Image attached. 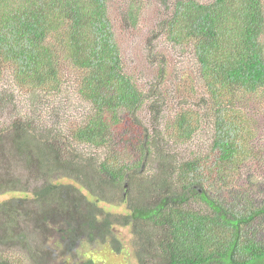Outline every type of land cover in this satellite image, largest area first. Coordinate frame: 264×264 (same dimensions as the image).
Returning <instances> with one entry per match:
<instances>
[{
	"label": "trees",
	"instance_id": "trees-1",
	"mask_svg": "<svg viewBox=\"0 0 264 264\" xmlns=\"http://www.w3.org/2000/svg\"><path fill=\"white\" fill-rule=\"evenodd\" d=\"M107 2L0 0V81L9 68L14 83L0 87V195L23 194L0 200V249L27 254L17 263L0 252V264H95L78 256L82 245L88 254L109 249V264H126L117 227L129 230L137 264H264L263 228L256 229L264 224V200L258 205L228 181L255 156L248 114L235 103L264 93V1L174 0L163 33L192 45L208 116L186 110L172 126L176 139L189 140L203 120L211 124L208 155L173 158L170 142L158 144L159 133L145 128L138 157L124 162L113 142L119 116L140 125L138 112L149 101L159 123L167 100L157 84L143 92L125 72ZM67 68L79 71L75 91L90 106L70 138L61 128L65 103L49 99L62 93ZM156 159L159 166L146 173Z\"/></svg>",
	"mask_w": 264,
	"mask_h": 264
},
{
	"label": "rangeland",
	"instance_id": "rangeland-1",
	"mask_svg": "<svg viewBox=\"0 0 264 264\" xmlns=\"http://www.w3.org/2000/svg\"><path fill=\"white\" fill-rule=\"evenodd\" d=\"M197 1L207 3L214 0ZM173 2L174 0H108L107 2L108 17L112 23L114 39L119 47L125 72L131 75L137 87L143 92L151 94V87L157 84L158 92L164 95L167 100L165 113L159 123L153 121L150 115L149 101L138 112L140 125L134 123L127 114L119 116V126L113 130V142L122 159L127 156L128 158L132 157V160H136L138 157L136 154L145 139V128L148 129L149 133H152L153 130L159 133L157 135V139L160 140L158 144L170 142L169 145L172 151L177 154L173 158L197 161L198 159L204 160L208 155L212 142L211 124L203 120L196 133L189 140L176 139V132L172 126L177 117L186 110L203 114L205 118L208 116V108L205 107L208 95L202 80L199 79L198 66L192 45L184 42L178 46L170 42L163 33V21L170 16ZM132 17L134 18L133 22L131 21ZM160 71H162V77ZM64 72L66 86L63 88L62 93L51 95L49 99L50 102L57 103L59 106L63 102L65 103L62 111L61 128L62 132L70 138L71 129L83 121L90 106L82 98H79L75 91V87L79 83L78 79H80L79 71L74 68H67ZM7 85H9L8 87L14 86L9 68L4 72L0 81V87ZM15 89L20 98L27 95L24 93L25 90H20L17 86ZM235 111H244L248 114H246L247 121L254 133V143L252 145L255 148V156L254 160L250 161L235 177L229 178L228 181L232 186H234V183L241 184L246 192H249L252 199L257 200L258 205H262L264 200V93L242 95L235 103ZM23 112L28 114L30 110L25 108ZM41 117L45 121L46 113L42 114ZM78 147L86 150L90 149L84 144ZM170 158L172 157L169 155L168 159ZM126 160L127 158L122 161ZM128 160L131 162L130 159ZM0 165L1 171L5 166L1 154ZM158 166L156 159L149 164H145V172L147 173L148 169ZM19 174L23 175L24 173L20 171ZM199 177L201 178L200 175ZM204 180L206 181L204 187L208 191V178ZM239 189L242 190L241 186ZM239 189L238 191H240ZM15 196H23V194L17 192L6 193L0 195V200ZM188 205L197 210L206 209L203 204L195 201H190ZM106 208L109 209L108 206ZM124 208V206H120L111 210L121 212ZM262 228L263 230L258 233V236L264 239V224L257 223V231ZM116 229L127 248L125 255L121 258V263L137 264L132 248L128 244L130 239L129 230L120 227ZM54 242L55 237L49 239L50 245H53ZM106 249H108L107 246ZM77 250H80L79 257L83 252L89 255L95 264H109L112 259L109 249L105 250L104 247L93 250L90 254H88L89 247L85 245L80 246ZM0 252L4 258L17 263L27 256L25 252L20 251L17 247H12L9 250L7 248L0 249ZM67 258L68 255H65L61 260L65 261Z\"/></svg>",
	"mask_w": 264,
	"mask_h": 264
}]
</instances>
